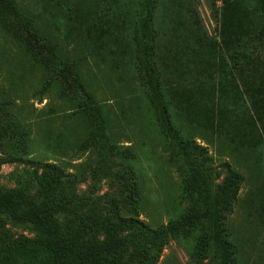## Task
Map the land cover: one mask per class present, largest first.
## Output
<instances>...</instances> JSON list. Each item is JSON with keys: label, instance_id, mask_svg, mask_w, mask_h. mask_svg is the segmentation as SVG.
<instances>
[{"label": "rangeland", "instance_id": "1", "mask_svg": "<svg viewBox=\"0 0 264 264\" xmlns=\"http://www.w3.org/2000/svg\"><path fill=\"white\" fill-rule=\"evenodd\" d=\"M17 1L71 81L0 30V190L41 202L46 163L74 176L63 187L72 180L79 198L122 200L126 180L139 219L157 229L204 209L196 169L211 192L233 171L243 182L222 222L233 264H264V16L254 0H152L144 36L145 0ZM144 58L191 162L159 130ZM91 137L114 146L104 157L111 174L99 169L98 144L79 150ZM0 221L14 238L37 234ZM209 235L201 221L168 237L157 264H219Z\"/></svg>", "mask_w": 264, "mask_h": 264}, {"label": "trees", "instance_id": "2", "mask_svg": "<svg viewBox=\"0 0 264 264\" xmlns=\"http://www.w3.org/2000/svg\"><path fill=\"white\" fill-rule=\"evenodd\" d=\"M254 2L264 16V0ZM151 5L152 0L142 3V20L138 28L143 36L149 29ZM0 30L26 52H31L44 68L52 67L53 71L57 68L56 73L66 82L71 81L68 67L54 66V46L41 38L34 29L33 21L21 10L17 0H0ZM32 40L36 44H32ZM141 44L146 52L150 46L149 41L143 38ZM232 61L235 63V57ZM141 64L148 70L159 130L191 162L188 150L190 142L174 128L159 86L151 80L153 69L148 59L144 58ZM15 134L17 132L13 131V137ZM19 135L23 137L21 133ZM95 144H98L97 151L101 157L99 169L111 174L104 157L115 153V150L108 141L97 142L91 137L80 145L79 150L92 149ZM42 167L44 171L39 178V191L43 197L41 202L37 203L21 189L0 190V215L15 225L30 224L37 232L33 239L14 238L0 221V264H157L168 243V237L186 234L201 221L207 222L209 241L213 242L219 264H233V249L225 239L222 222L223 213L232 212V203L243 182L240 174L230 171L217 189L211 192L202 179L201 171L196 169L197 178L192 187L202 189L204 209L190 212L176 223L152 229L139 219L135 189L126 180L122 182L123 190L129 194L126 193L127 196L122 200L107 199V195L79 198L73 189L72 180L69 181V190L64 191V178L74 179L73 175L66 174L53 163L43 164ZM119 205L123 207L125 215L118 210ZM204 247L205 241H200L195 254H199Z\"/></svg>", "mask_w": 264, "mask_h": 264}]
</instances>
